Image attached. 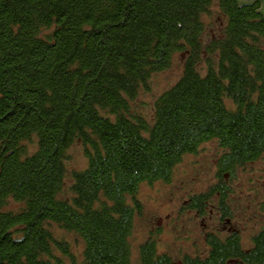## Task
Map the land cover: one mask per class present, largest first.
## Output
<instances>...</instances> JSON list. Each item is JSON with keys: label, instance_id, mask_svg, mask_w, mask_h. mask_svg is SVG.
<instances>
[{"label": "trees", "instance_id": "16d2710c", "mask_svg": "<svg viewBox=\"0 0 264 264\" xmlns=\"http://www.w3.org/2000/svg\"><path fill=\"white\" fill-rule=\"evenodd\" d=\"M261 5L0 0V264H66L70 246L51 224L80 237L82 264H174L152 239L132 262L136 195L143 183H169L182 158L211 140L224 150L220 178L264 153ZM211 14L216 35L204 20ZM176 55L180 77L155 99L150 119L132 113L131 101ZM75 143L86 166L68 171ZM67 177L70 196L61 197ZM214 190L222 204L225 187ZM208 196H192L190 209L203 212ZM8 199L20 209L5 210ZM206 242L205 258L182 264H264V227L247 249L235 231Z\"/></svg>", "mask_w": 264, "mask_h": 264}, {"label": "rangeland", "instance_id": "374dc122", "mask_svg": "<svg viewBox=\"0 0 264 264\" xmlns=\"http://www.w3.org/2000/svg\"><path fill=\"white\" fill-rule=\"evenodd\" d=\"M261 11L264 15V5H261ZM214 19V14L204 17L212 35L217 34ZM182 58V55H176L167 70L152 75L149 91H141L131 101L132 113L150 119L155 99L179 79ZM28 147L33 149L34 144ZM223 152L215 140L205 142L195 154H186L173 168L169 183L141 184L136 195L141 212L134 219L129 238L133 263H136L139 246L150 239L156 241L159 253L173 258L174 264H182L183 256L187 255L205 258L209 251L207 234L225 238L235 231L242 247H250L251 238L264 227V210L261 209L264 202V153L256 161L237 168L232 177L226 175L220 178L217 176L218 163ZM68 157V171L85 168L86 159L80 143L69 148ZM69 184L67 177L61 197L70 196L67 190ZM219 185L226 190L222 204L220 195L214 190ZM200 193L209 194L203 212L189 207V199ZM20 207L19 203L8 199L4 209L18 211ZM222 209L230 215L231 221L227 226L221 220ZM49 228L54 238L67 241L70 246L72 259L63 257L65 263L82 264L83 244L80 237L54 224Z\"/></svg>", "mask_w": 264, "mask_h": 264}]
</instances>
